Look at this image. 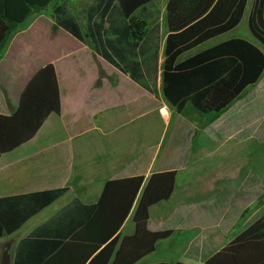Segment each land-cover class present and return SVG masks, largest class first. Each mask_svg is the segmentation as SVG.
<instances>
[{
	"label": "crops",
	"instance_id": "0c3cea01",
	"mask_svg": "<svg viewBox=\"0 0 264 264\" xmlns=\"http://www.w3.org/2000/svg\"><path fill=\"white\" fill-rule=\"evenodd\" d=\"M252 1L246 4L247 17ZM70 2L75 13L78 0ZM167 2L160 9L164 17ZM52 11L46 8L31 17L10 36L0 55V198L67 188L62 197L70 194L84 205H93L110 180L143 176L146 182L154 173L174 171L172 195L149 209L148 228L171 230L169 239L174 237L172 247L179 253L174 258L171 250L168 261L149 260L158 242L154 252L138 263L204 264L264 215V166L260 163L264 154L257 152L264 146V72L247 96L219 115L200 117L189 107L177 114L161 93L167 29L163 35L161 30L154 96L105 63L88 44L55 28ZM231 38L239 37L226 40ZM202 45L179 60L205 50ZM152 128L157 129L153 142L149 141ZM197 131L203 133L204 146L218 144L204 147V158L193 146ZM166 139L167 146L162 148ZM247 143L251 145L248 157ZM217 156L223 162L214 161ZM195 163L199 166H192ZM246 174L252 176V184L244 188ZM244 193L258 210L238 225ZM174 200L169 214L158 211ZM201 201L206 202L201 215L205 231L198 234L199 226L194 224L198 220L193 217ZM132 211L120 236L123 230V236L134 233ZM17 242L12 243V254Z\"/></svg>",
	"mask_w": 264,
	"mask_h": 264
},
{
	"label": "trees",
	"instance_id": "16d2710c",
	"mask_svg": "<svg viewBox=\"0 0 264 264\" xmlns=\"http://www.w3.org/2000/svg\"><path fill=\"white\" fill-rule=\"evenodd\" d=\"M57 0H0V55L10 36ZM160 0H70L52 11L61 28L112 68L151 95L157 93L161 48ZM248 0H168L163 41L161 93L181 114L186 107L200 117L219 115L253 86L264 72V0H253L247 29L260 48L231 38L179 60L189 51L234 30ZM174 171L106 182L97 203L77 199L21 238L12 264H137L152 254L171 230L151 231L149 209L167 201ZM67 188L0 198V238L61 198ZM132 211L134 233L120 236ZM166 264V263H158ZM182 264V263H176ZM204 264H264V215Z\"/></svg>",
	"mask_w": 264,
	"mask_h": 264
},
{
	"label": "rangeland",
	"instance_id": "374dc122",
	"mask_svg": "<svg viewBox=\"0 0 264 264\" xmlns=\"http://www.w3.org/2000/svg\"><path fill=\"white\" fill-rule=\"evenodd\" d=\"M60 1L61 0H57L55 2H52L47 7V10H49V12H50L56 6L57 3H59V4L61 3ZM165 1H167V0H160L159 1V3H160L159 4V8L161 10L163 9V4H164ZM248 6H247V8H248ZM247 14H248V9L245 10L244 16H243L240 24L238 25V27L234 31H232L228 35L220 36L218 38H215L213 40H210V41L206 42L205 44L202 45V46H205L203 49L209 48V47H211V46H213L215 44H218V43H220L222 41H225L226 38H229V37H239V38L247 39V40L249 39L250 41H252L253 43H255L257 46H259L250 37V35L248 33L247 25H246ZM158 22L161 25V30H162V35H163L165 33V29H166V23H165L164 13H162V15L159 17ZM200 47L201 46H199L198 48H200ZM261 50L264 52L263 49H261ZM253 89H254V86L247 88L246 89V92L244 91L245 93L240 98H238V100L231 106V108H233L236 104H238L239 101H241V99L243 97L247 96V94L249 92H251ZM152 129H153L152 131H154V130L155 131H154V133L152 135H151L152 131L149 134V141H151V142H153L156 139V137H157V132H156L157 129L156 128H152ZM158 138H160L159 134H158ZM203 140H204L203 133L201 131H197L196 137L194 138V141H193V146H194V149L196 150L197 154H199V157L200 158H204V156H205L204 155V152H205L204 151V147H209L210 146L211 148H215V147L218 146V144H216V143H214V144L209 143V145L206 144L204 146ZM167 142L168 141L166 139V141L162 145L163 146L162 148H165L167 146ZM117 143H118V141H117ZM250 146L251 145H249L248 143L245 144V155H246V157H248L247 156L248 151H251ZM259 151H261L262 154H264V146L261 148V150H258L257 152H259ZM260 155L261 154H259V157H261ZM213 160L214 161H217V162H220V161L223 162V159H221L220 156L213 157ZM249 162L251 164V162H252L251 159H250ZM201 163L205 164V160H202ZM260 163H261V165L264 166V162H260ZM195 165L197 167L199 166L197 163L192 164V166H195ZM244 177H245V185L243 187L244 188L250 187V185L252 184V182H249V179H251L252 176L251 175L247 176V174H246ZM182 178H184V177H182ZM177 185L178 186L182 185V179L181 178H179V180L177 181ZM216 187L219 188L220 186L218 185ZM248 196H249L248 193H244V197H245L244 201L245 202L242 201L244 205L240 208V213H241L240 214V219H239L240 224H238V225L243 224V222H245L248 217H250V216H252L254 214V211L258 210L257 204H254V203L252 204L251 203V199L248 198ZM71 199L72 198H71L70 194H68V195L62 197L61 199H59L58 201H56L55 203H53L51 206H49L46 209L42 210L38 215H36L35 217L31 218L17 233H15L14 235H12L10 237H7L5 240H3V242L1 241L2 240L1 239L0 240L1 242L0 243H2V244L0 245V248L3 249L4 246L6 244L10 243V242H12L14 244L19 239H21L24 236H26L34 228H36L37 226L41 225L42 223H44L47 220H49L52 216H54L62 207H64L67 203H69L71 201ZM176 202H177V200H174V202L172 201L170 204H164L163 206H160L158 208V211L161 212L162 215L169 214L173 210L174 206L176 205ZM205 203H206L205 201H201V202H199L197 204L198 207H197V210H196V213H195L196 216L193 217V219L198 220V223H194L195 225L198 224V226H199L197 229H195V231H197L198 234H202L205 231V228H204L205 225H204V223H202L204 221L201 218V215H202V213L204 211V208L206 206ZM248 224L249 223H246L242 227L244 228ZM124 231H126V230H123L121 232V236L124 235ZM237 231L238 230H235L234 233H236ZM173 238H171V239H169L167 241L160 242L159 245H158V248L156 250V253L154 254V256H151V258H149V260H153V259L154 260H158L159 259V260H161L163 262V261L171 260L172 256L174 258H176V256H174V255H176V254L178 255L179 252H175V250L172 247V245L174 243ZM170 246H171L172 249H170ZM171 250L173 252L172 253V256L170 255ZM177 258H181V256H179ZM144 263H146V261L140 262L138 264H144ZM191 264H201V263L194 262V263H191Z\"/></svg>",
	"mask_w": 264,
	"mask_h": 264
},
{
	"label": "water",
	"instance_id": "95a60500",
	"mask_svg": "<svg viewBox=\"0 0 264 264\" xmlns=\"http://www.w3.org/2000/svg\"><path fill=\"white\" fill-rule=\"evenodd\" d=\"M12 245H13L12 242H10L4 246L0 257V264H12L13 262Z\"/></svg>",
	"mask_w": 264,
	"mask_h": 264
}]
</instances>
